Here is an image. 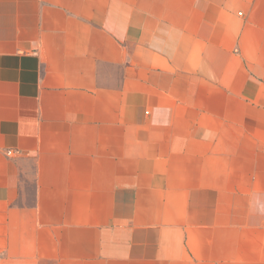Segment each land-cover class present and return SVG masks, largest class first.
Masks as SVG:
<instances>
[{
	"label": "crops",
	"instance_id": "crops-1",
	"mask_svg": "<svg viewBox=\"0 0 264 264\" xmlns=\"http://www.w3.org/2000/svg\"><path fill=\"white\" fill-rule=\"evenodd\" d=\"M0 264H264V0H0Z\"/></svg>",
	"mask_w": 264,
	"mask_h": 264
}]
</instances>
